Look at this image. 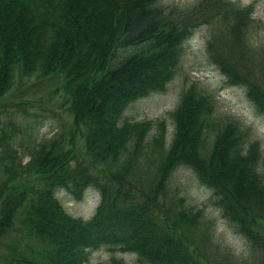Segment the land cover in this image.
I'll return each mask as SVG.
<instances>
[{"label": "trees", "instance_id": "1", "mask_svg": "<svg viewBox=\"0 0 264 264\" xmlns=\"http://www.w3.org/2000/svg\"><path fill=\"white\" fill-rule=\"evenodd\" d=\"M250 9L230 0L177 11L159 0H0V115L10 116L18 75L60 84L73 118L69 137L59 128L41 141L38 122L0 126V264H85L105 246L134 254L135 264H214L200 247L212 239L204 209L172 186L182 168L212 191L264 264V155L250 131L217 117L212 94L194 84L170 114L169 145L166 121L124 116L166 91L202 28L210 65L264 115V45L248 41ZM89 189L100 196L90 219L71 215L57 196L82 200ZM217 252L239 262L229 249ZM105 264L127 263L113 256Z\"/></svg>", "mask_w": 264, "mask_h": 264}, {"label": "rangeland", "instance_id": "2", "mask_svg": "<svg viewBox=\"0 0 264 264\" xmlns=\"http://www.w3.org/2000/svg\"><path fill=\"white\" fill-rule=\"evenodd\" d=\"M230 1L239 7H251L250 19L253 22L248 34V41L255 48L262 47L264 45V0ZM196 2L197 0H159V3L168 11L187 9ZM208 33V28H202L184 45L178 73L164 93L152 94L134 102L126 110L124 116L130 121H166L168 129L166 141L169 145L174 132L170 114L177 107L182 92L194 84L203 93L212 94L217 117L234 119L250 131L251 138L260 142L264 155V115L256 113L242 88L228 84L226 77L210 65L206 44ZM22 80L24 81L21 83ZM15 83V91L9 94L11 97L8 102L9 107H14L10 108V116L0 115V126L5 121L9 122L11 118L18 121L23 119L25 122L39 123L38 141L52 138L59 128L69 137L73 118L69 105L65 102L63 89L58 90L60 84L51 80H39L35 77L20 79L18 75H16ZM18 83L21 85L19 86ZM154 134L155 131L151 133L148 141ZM25 153L27 154L25 160H28V151L26 150ZM171 183L173 187L180 188L181 195L186 199L187 205L204 209L203 222H205V228L210 232L212 239L207 246L200 245V247L203 248L207 256L211 257L214 264H258L251 257L245 239L235 233L223 218L222 212L215 204L212 191L200 182L192 169L178 170ZM93 192L92 189L87 190L82 200L73 199L65 190L59 191L57 196L71 215L90 219L95 215L100 202V196ZM92 193L95 195L94 197L91 195ZM218 248L223 251L231 250L239 262L224 259L223 255L217 252ZM113 256L124 259L127 264L136 263L134 254L113 251L105 246L92 250L89 261L85 264H105ZM247 257L246 262L240 263Z\"/></svg>", "mask_w": 264, "mask_h": 264}]
</instances>
